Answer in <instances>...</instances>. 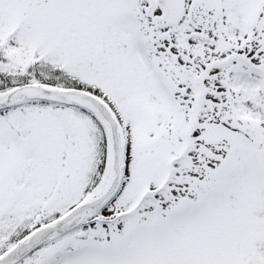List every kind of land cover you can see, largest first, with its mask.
Instances as JSON below:
<instances>
[{
	"label": "snow or ice",
	"instance_id": "snow-or-ice-1",
	"mask_svg": "<svg viewBox=\"0 0 264 264\" xmlns=\"http://www.w3.org/2000/svg\"><path fill=\"white\" fill-rule=\"evenodd\" d=\"M0 264H264V0H0Z\"/></svg>",
	"mask_w": 264,
	"mask_h": 264
}]
</instances>
